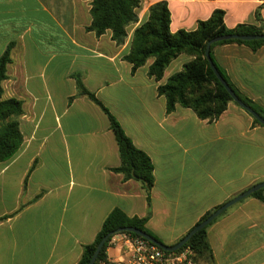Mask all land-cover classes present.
I'll return each mask as SVG.
<instances>
[{
    "label": "crops",
    "instance_id": "obj_1",
    "mask_svg": "<svg viewBox=\"0 0 264 264\" xmlns=\"http://www.w3.org/2000/svg\"><path fill=\"white\" fill-rule=\"evenodd\" d=\"M139 0V19L117 44L111 30L97 35L92 0H0V55L9 45L0 100L22 102L18 151L0 162V264H78L108 215L148 216L146 228L173 245L210 210L264 181V126L236 102L216 120L177 105L167 112L158 93L193 59L181 54L161 80L150 58L136 70L129 54L134 30L152 4ZM170 30H193L215 9L227 27L256 24L264 0H164ZM212 55L238 91L264 110V45L217 44ZM77 77L110 110L154 166L151 205L142 183L113 168L121 158L108 115ZM214 261L264 264V202L248 196L208 228ZM107 254L118 257L116 248Z\"/></svg>",
    "mask_w": 264,
    "mask_h": 264
},
{
    "label": "trees",
    "instance_id": "obj_2",
    "mask_svg": "<svg viewBox=\"0 0 264 264\" xmlns=\"http://www.w3.org/2000/svg\"><path fill=\"white\" fill-rule=\"evenodd\" d=\"M138 7L139 0H92V22L87 29L94 31L97 35L111 30L112 38L117 44H122L126 40L128 26L139 19ZM263 9L264 3L256 10V20L258 22L263 21L261 16ZM224 17V10L215 9L208 19L198 21L195 29H179L172 32L170 30V9L167 1L162 0L151 5L147 20L134 30L131 49L126 56V59L132 63L133 70L153 58L154 60L149 67V74L156 80H161L166 67L173 59L181 54L193 57L183 66L182 70L171 75L165 84L158 87V93L166 98L167 112H172L177 105H181L191 108L201 119L213 121L224 113L230 102H234L229 91L220 82L206 58L207 42L216 36L231 33L242 35L262 34L264 33V27L256 24H238L234 28H229L225 24ZM230 42L246 44L254 50L264 45V39H228L214 42L211 45V51L217 44ZM11 47L12 45H9L4 53L0 55V96L3 94L2 83L7 78V67L12 61ZM211 57L217 69L236 94L264 117V110L238 91L225 72L215 62L212 52ZM77 85L79 95L88 96L109 117L121 158L120 166L113 168V170L122 173L125 179L134 178L140 181L146 191V199L150 206L151 190L154 185V166L151 158L145 151L137 148L132 143L115 116L93 92L86 88L79 77H77ZM22 111L20 100L16 98L0 100V162L11 158L22 144L23 136L18 120ZM254 123L264 126L256 118H254ZM250 196L264 202V188L255 191ZM217 207L208 211L199 222L206 219ZM227 211L228 209L219 217ZM219 217L198 230L183 246L191 248L193 258L198 264L214 261L213 251L208 240V228ZM2 219L0 218V221ZM147 220L148 216L143 218L129 217L121 209H114L105 219L94 242L83 247L78 264H88L101 239L121 227H136L158 239L146 228ZM123 232L139 236L129 231ZM112 236L105 242L95 264H99L101 260L107 258V249Z\"/></svg>",
    "mask_w": 264,
    "mask_h": 264
},
{
    "label": "water",
    "instance_id": "obj_3",
    "mask_svg": "<svg viewBox=\"0 0 264 264\" xmlns=\"http://www.w3.org/2000/svg\"><path fill=\"white\" fill-rule=\"evenodd\" d=\"M228 39L258 40V39H264V33H262V34H250V35H242V34H237V33H231V34H227V35H219V36H216V37L210 39L207 42L206 51H205L206 58H207V60H208V62L210 64L211 68L215 72V74L218 77V79L220 80V82L229 91V93L232 96L234 102H236L239 106H241L243 109H245L254 118H256L261 124L264 125V117L262 115H260L251 106H249L248 104H246L236 94V92L230 87V85L224 79V77L222 76V74L220 73V71L217 69L216 65L214 64V62L212 60V57H211V45L214 42H217V41H220V40H228ZM261 188H264V181L252 185L248 189L242 191L241 193H239L235 197L229 199L228 201H226L222 205L218 206L206 219H204L203 221H201L197 225H195L192 229H190L188 231V233H186V235L184 237H182L177 243H175L173 245L164 244L160 240L154 238L152 235H150L147 232H145V231H143V230H141L139 228H136V227H130L129 226V227H121V228H118L116 231H112V232L108 233L107 235H105L101 239V241L97 245L96 250H95V252H94L93 256L91 257V259H90V261H89L88 264H95V261H96L98 255H99V253L101 252V249L103 248L105 242L107 241V239L111 235H114L115 233H119V232H123V231H129V232H132V233H136L139 236H141V237H143V238L151 241L152 243L158 245L159 247L163 248L164 250H167V251H176V250H179V249H181L189 241V239L198 230H200L201 228L207 226L214 219H216L217 217H219L225 210L231 208L232 206H234L235 204H237L238 202H240L244 198L250 196L252 193H254L255 191H257V190H259Z\"/></svg>",
    "mask_w": 264,
    "mask_h": 264
},
{
    "label": "built area",
    "instance_id": "obj_4",
    "mask_svg": "<svg viewBox=\"0 0 264 264\" xmlns=\"http://www.w3.org/2000/svg\"><path fill=\"white\" fill-rule=\"evenodd\" d=\"M109 248L118 249V257L107 254V258L99 264H198L189 246L167 251L141 236L127 232L115 233L109 241Z\"/></svg>",
    "mask_w": 264,
    "mask_h": 264
},
{
    "label": "rangeland",
    "instance_id": "obj_5",
    "mask_svg": "<svg viewBox=\"0 0 264 264\" xmlns=\"http://www.w3.org/2000/svg\"><path fill=\"white\" fill-rule=\"evenodd\" d=\"M79 263V262H78Z\"/></svg>",
    "mask_w": 264,
    "mask_h": 264
}]
</instances>
